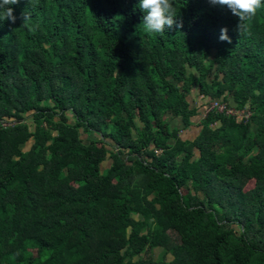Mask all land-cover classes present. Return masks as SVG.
<instances>
[{"label":"trees","instance_id":"trees-1","mask_svg":"<svg viewBox=\"0 0 264 264\" xmlns=\"http://www.w3.org/2000/svg\"><path fill=\"white\" fill-rule=\"evenodd\" d=\"M139 2L7 6L0 264H264V0L240 33L173 0L182 27L149 34Z\"/></svg>","mask_w":264,"mask_h":264},{"label":"clouds","instance_id":"clouds-1","mask_svg":"<svg viewBox=\"0 0 264 264\" xmlns=\"http://www.w3.org/2000/svg\"><path fill=\"white\" fill-rule=\"evenodd\" d=\"M18 0H0V20H9L15 22L13 9L8 5L16 4ZM212 5L226 6L233 15L239 18L237 31L246 28L250 21L257 13V10L262 7V0H209ZM139 9L145 13L143 16L142 26L146 33H161L165 31V27L172 28L176 25L177 28L182 27L181 23H177L176 10L173 0H140ZM23 24L30 21V17L24 13ZM219 39L231 43L227 35V29L221 28Z\"/></svg>","mask_w":264,"mask_h":264},{"label":"built area","instance_id":"built-area-1","mask_svg":"<svg viewBox=\"0 0 264 264\" xmlns=\"http://www.w3.org/2000/svg\"><path fill=\"white\" fill-rule=\"evenodd\" d=\"M209 109L210 110H215V111H217L219 113H226V114H233V115L236 114L232 107H230L229 105L224 104V103H220V104L215 103V102L211 103V106H210ZM248 115H249L248 112H246V111L242 112V116L243 117H247Z\"/></svg>","mask_w":264,"mask_h":264},{"label":"crops","instance_id":"crops-1","mask_svg":"<svg viewBox=\"0 0 264 264\" xmlns=\"http://www.w3.org/2000/svg\"><path fill=\"white\" fill-rule=\"evenodd\" d=\"M179 121V120H178ZM176 125H179V122H177ZM199 128L195 127V125L190 126L189 128L185 130H181L180 137L185 140H192L194 139L198 134Z\"/></svg>","mask_w":264,"mask_h":264},{"label":"rangeland","instance_id":"rangeland-1","mask_svg":"<svg viewBox=\"0 0 264 264\" xmlns=\"http://www.w3.org/2000/svg\"><path fill=\"white\" fill-rule=\"evenodd\" d=\"M191 99H192V97H189L188 98V100L191 102ZM197 101V100H196ZM84 138H86V136H83ZM251 186H252V183L249 181L247 184H246V186H245V188H244V190L246 191V190H248L249 188H251ZM233 227V226H232ZM160 256V250L159 249H154L153 251H152V254H151V257H153V258H158Z\"/></svg>","mask_w":264,"mask_h":264}]
</instances>
